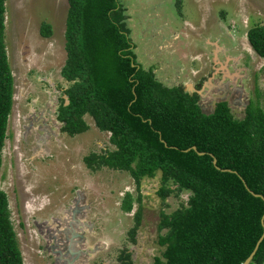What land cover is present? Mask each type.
<instances>
[{
  "label": "trees",
  "instance_id": "trees-1",
  "mask_svg": "<svg viewBox=\"0 0 264 264\" xmlns=\"http://www.w3.org/2000/svg\"><path fill=\"white\" fill-rule=\"evenodd\" d=\"M67 2L66 61L60 74L70 86L58 108L62 132L70 137L86 133L84 117L90 116L99 131L110 134L113 149L91 153L83 162L92 172L129 174L139 195L133 199L125 194L121 208L126 213L134 201L140 205L145 179L159 176L156 195L163 205L170 196L188 194L185 205L171 214L160 213L158 245L163 252L152 264H243L263 235L264 107L259 89L243 118L234 117L224 103L207 116L196 93L167 87L153 69L138 64L120 0ZM5 3L0 0V176L14 96ZM40 35L50 38L51 26L42 24ZM247 37L264 60V26L252 27ZM192 147L203 155L187 152ZM141 221L140 206L128 232L132 243ZM119 261L132 264L127 250ZM0 264H24L2 190ZM251 264H264V239Z\"/></svg>",
  "mask_w": 264,
  "mask_h": 264
},
{
  "label": "rangeland",
  "instance_id": "rangeland-1",
  "mask_svg": "<svg viewBox=\"0 0 264 264\" xmlns=\"http://www.w3.org/2000/svg\"><path fill=\"white\" fill-rule=\"evenodd\" d=\"M120 5L138 64L153 69L165 86L194 88L210 74L213 60L239 58L235 67L248 68L243 82L248 98L255 101L258 88L264 107V60L247 37L252 27L264 26V0H120ZM5 7L14 96L0 190L8 196L24 264L52 263L36 225L61 218L76 194H84L83 203L90 206L84 222L94 224L85 233L87 249L97 247L93 264H121V250L130 252L134 264H152L163 252L158 245L160 213L171 214L185 205L188 194L170 196L163 205L156 195L159 176L143 180L142 221L137 241H129L139 203L134 201L130 213L121 207L126 193L137 197L134 181L126 172H92L83 162L91 153L113 149L110 134L99 131L90 116L84 117L89 130L75 137L62 129L59 133L64 125L50 120L70 86L60 74L66 61L67 0H6ZM44 23L52 28L50 38L40 35ZM237 112L242 118L243 111Z\"/></svg>",
  "mask_w": 264,
  "mask_h": 264
},
{
  "label": "flooded vegetation",
  "instance_id": "flooded-vegetation-1",
  "mask_svg": "<svg viewBox=\"0 0 264 264\" xmlns=\"http://www.w3.org/2000/svg\"><path fill=\"white\" fill-rule=\"evenodd\" d=\"M228 59H231V57L229 58L226 57L223 62L213 60L211 62L210 74L206 78H204L201 83L194 86L193 88L192 93H196L199 96L198 104L203 114L207 116L212 115L214 113L216 106L218 104L224 103L229 107L231 114L234 117L240 118V114L237 112V110H242L243 117H244V113L246 109L249 107V105L252 102V99L248 98V95L246 94L244 86H243V82H245V80H248V68L246 66L242 67V69H238L237 67H235V65L239 64V61H240L238 60L239 58L237 59L232 58L230 61H228ZM238 70H243V71L241 73H238ZM202 90L203 92L200 93ZM57 114L53 113L50 120L55 121L56 123L59 122L58 121L59 113ZM62 127L63 126L61 125L58 127L59 133ZM140 195H141V203L138 206L137 212L139 211L141 204L144 202L146 198L145 195L143 194H140ZM75 199H78V194H76ZM74 206H75V202H72L71 206H69L68 209L70 208L72 209L74 208ZM68 209H66V211ZM137 212H135V214ZM82 214H84L83 215L84 219L82 222L85 223L84 221L86 217H85L84 210H82ZM64 218H65V214L63 212V216L61 218H59L58 216L51 217L49 219L50 224L47 221H43L41 225H36L39 230V234L44 241V251L46 252L47 256L50 259H52L51 264H62V262L60 261L58 263V251H59L58 245L62 244V240L64 237V235L60 233L63 230L61 221ZM85 224L89 225L88 223H85ZM83 231L84 232L82 234L84 235L85 241H87L85 237V233L91 232L92 231L91 227L89 226L84 227ZM137 236H138V231L134 237L135 242L137 241ZM85 249H87L86 245H85ZM94 249H96V245L95 247L91 248V251L88 249L87 250L89 252H93ZM122 251L124 250H121V252ZM127 253L130 254V252L128 251ZM96 254H97V251L94 252L93 254H89V256L86 259L87 260L86 264H93L94 260L92 259L93 257H95ZM119 256H118V260H119ZM130 259H131L132 264H134L133 256L131 254H130ZM79 261L82 263V261L84 260L81 258ZM100 264H105V262H100Z\"/></svg>",
  "mask_w": 264,
  "mask_h": 264
},
{
  "label": "water",
  "instance_id": "water-1",
  "mask_svg": "<svg viewBox=\"0 0 264 264\" xmlns=\"http://www.w3.org/2000/svg\"><path fill=\"white\" fill-rule=\"evenodd\" d=\"M191 88L190 86H185L184 91L186 93H190L187 91V89ZM191 94V93H190ZM65 99L67 100V98L65 97ZM58 115V114H57ZM165 144V143H164ZM166 146V144H165ZM193 150L194 152H197L196 147H192L191 149L187 150L190 151ZM198 155H203V153H198ZM213 164L216 165V160L213 159ZM247 188V187H246ZM248 192L250 194H252L255 197H260L256 194H254L252 191H250L247 188ZM262 198V197H260ZM264 201V198H262ZM82 210L83 208H79L78 207V202H75V206L74 208H70L67 211H65V218L61 221L62 226H63V230L62 233L64 235L63 240H62V244L58 245V263L59 261L62 262V264H86L87 263V257L89 256V254H93L94 252L97 251V247L96 249H94L93 252H89L87 249H85V245H86V241L84 239V235L82 234L83 228L84 227H91V225H86L85 223H83V215L82 214ZM261 224L263 227V235L260 238V240L258 241L254 251L252 252V254L247 258V260L243 263V264H251L252 260L261 244V242L264 239V216L261 220ZM59 244V243H58ZM83 259L84 261H82V263L79 261L80 259ZM80 262V263H78Z\"/></svg>",
  "mask_w": 264,
  "mask_h": 264
},
{
  "label": "crops",
  "instance_id": "crops-1",
  "mask_svg": "<svg viewBox=\"0 0 264 264\" xmlns=\"http://www.w3.org/2000/svg\"><path fill=\"white\" fill-rule=\"evenodd\" d=\"M191 87V86H190ZM184 89H185V86H184ZM189 90H192L193 91V87L192 88H189V89H187V91L189 92ZM191 92V91H190ZM137 198V197H136ZM85 199V197H84V194H78V199H73L74 201H71V204H72V202H78V207L79 208H83V210H84V213H85V217L87 216V214H88V210H90V206L89 205H87V204H85V203H83V200ZM134 199V198H133ZM71 206V205H70ZM69 207V206H68ZM68 207H67V209H68ZM89 224V223H88ZM89 225H91V227L94 225V224H89ZM93 260H95V258L93 259Z\"/></svg>",
  "mask_w": 264,
  "mask_h": 264
},
{
  "label": "bare ground",
  "instance_id": "bare-ground-1",
  "mask_svg": "<svg viewBox=\"0 0 264 264\" xmlns=\"http://www.w3.org/2000/svg\"><path fill=\"white\" fill-rule=\"evenodd\" d=\"M43 140L45 141V139L43 138Z\"/></svg>",
  "mask_w": 264,
  "mask_h": 264
}]
</instances>
